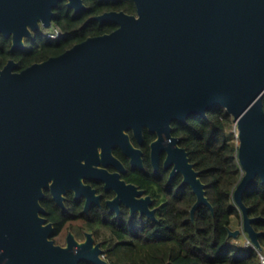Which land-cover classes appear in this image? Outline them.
<instances>
[{
	"label": "water",
	"instance_id": "1",
	"mask_svg": "<svg viewBox=\"0 0 264 264\" xmlns=\"http://www.w3.org/2000/svg\"><path fill=\"white\" fill-rule=\"evenodd\" d=\"M61 1L0 0V33L12 37L13 49L24 47L25 38L52 26ZM66 1L76 13L87 8L84 0ZM134 2L135 14L111 10L91 18L116 23L112 32L19 72L14 60L0 70V264H110L91 233L84 242L70 233L66 246L55 243L54 225L42 215L47 188L63 204L67 189L95 193L84 178L110 188L114 177L113 209L123 201L133 213L157 218L150 195L98 167L100 147L103 156L118 145L138 151L130 129L138 137L145 128L156 132L154 148L169 140L179 167L173 175L182 172L197 195L193 216L202 204L214 209L172 123L217 105L234 118L243 168L234 192L243 224L229 235L244 233L262 249L264 231L254 222L264 217L250 216L244 194L258 177L264 183V0Z\"/></svg>",
	"mask_w": 264,
	"mask_h": 264
},
{
	"label": "trees",
	"instance_id": "2",
	"mask_svg": "<svg viewBox=\"0 0 264 264\" xmlns=\"http://www.w3.org/2000/svg\"><path fill=\"white\" fill-rule=\"evenodd\" d=\"M85 3L88 8L77 13L65 0L58 4L52 27L43 28L28 38L26 48L12 54L20 61L21 69L57 56L90 36L112 32L118 26L111 21L91 20L93 16L111 10L137 12L134 0H85ZM55 29L60 30V36L52 38L49 33ZM173 127L174 134L181 137V144L200 171L214 209L202 204L193 216L197 195L189 184L181 183V176L167 183L166 177L140 173L138 179H132L153 195L157 218L130 214L126 208L116 215L107 207L84 217L81 206L75 203L76 217H72L55 203L45 202L50 219L59 229L68 220L81 217L90 230L97 232L101 226L106 227L110 236L104 239V247L110 264H263L264 234L262 249L232 242L229 235L233 218L243 224L242 210L234 197L243 168L233 116L217 105L210 108L207 115L194 114L185 122L174 121ZM244 202L250 207V216L264 217V183L259 177L245 192ZM254 227L264 231V218L254 222ZM80 264L94 263L83 261Z\"/></svg>",
	"mask_w": 264,
	"mask_h": 264
},
{
	"label": "flooded vegetation",
	"instance_id": "3",
	"mask_svg": "<svg viewBox=\"0 0 264 264\" xmlns=\"http://www.w3.org/2000/svg\"><path fill=\"white\" fill-rule=\"evenodd\" d=\"M52 25H53V21H52ZM43 28L45 27H42L41 30ZM37 33H34L32 37H34ZM28 38L31 37L25 38L24 47H17L16 49H13L12 37H7L4 34L0 33V70H3L10 63L11 60H14L17 63V65L13 68L15 72H19L25 69V68L22 69L20 68V61L15 57H12V54H15L16 51H18L19 49L26 48ZM128 133L130 135L131 143L133 144L134 148L138 151H132V153L129 154L121 146L118 145L112 149V155L103 156L101 154L102 148L100 147L99 148L100 158H103L104 161L100 162L98 167L107 169L108 172H110L111 174L119 173L120 180H124L126 184H134L138 186L140 190H144V194L142 196L150 195L153 199V202L150 205V207L152 209H156V207H154L153 195L148 193L146 188L142 187L137 181L133 179H138V174L142 173L144 175L152 176V177H157V176L166 177L167 183H172L181 176L182 178L181 183L186 184L184 183V175L182 172H177L173 175L174 168H179V167H176V161H174L172 155L170 154V149H168V146H170L169 148L172 147L168 139L164 140L162 144L159 146V148H154L153 143L158 139V134L156 132H151L149 129L145 128L143 132V137L136 136L132 129L128 130ZM172 134L173 136L179 137L174 134V127ZM179 138H180V142L178 146L185 147L181 144V137ZM83 162H85V160ZM194 167L196 168L195 164ZM83 181L84 184L90 185L92 189L95 190V193L92 194L87 189H83V190L81 189L82 193L80 192L79 196H77V191L75 189H67L65 192L62 193L63 204L55 198L51 188L45 189L44 198L41 200V203L45 208V213L42 215L47 218V223L50 222L54 225L55 231L52 235V239L55 241L56 244H59L57 243V237L63 234L66 230L68 232L66 236V243L65 245L62 246H66L68 244V236L70 233L74 234L76 239L80 242H84L87 239V234L91 233L93 235L95 244L100 243V246L103 249L102 257L108 260L105 253L106 249L104 247V239L110 236V234L105 236L103 239L100 240L97 239L99 233L102 230H106L110 233V231L106 227L101 226L100 230L95 232L94 230H90L87 227H85L84 224L85 219L81 217V218H72L68 220V222L59 229L57 228L55 222L50 219L49 216L50 210L48 209L45 202L55 203L56 205L61 207L62 210L69 211L70 216L72 217H76V212H74L73 209V203L78 204L79 207L81 206L82 213L85 214L84 217L90 215L91 212H93L98 208H105V207H107L110 212H113L116 215H119L122 212L123 208L128 209L130 214L140 213V211H136L135 213H133L131 207H129L123 201H121L118 204V210L113 209L111 205H109L108 201L115 199L116 196L118 195L115 189L116 188L115 186L117 185H116V180H114V177H110L109 184L112 186L110 188L106 186L107 181L101 179L84 178ZM131 190H132L131 188L129 190H126L127 192L126 194L130 197L133 194ZM136 198H141V196L136 195ZM79 233H81L82 235L80 236Z\"/></svg>",
	"mask_w": 264,
	"mask_h": 264
},
{
	"label": "rangeland",
	"instance_id": "4",
	"mask_svg": "<svg viewBox=\"0 0 264 264\" xmlns=\"http://www.w3.org/2000/svg\"><path fill=\"white\" fill-rule=\"evenodd\" d=\"M47 31V30H46ZM242 227V224L238 221V219L237 218H233V221H232V228L233 229H235V228H241ZM67 230L63 233V234H61V235H59L58 237H57V243H59V244H61V245H65V243H66V236H67ZM110 233L108 232V231H106V230H102L100 233H99V235H98V237H97V239H103L105 236H107V235H109ZM249 239V237L246 235V234H244V233H242V234H240L238 237H232V242H239V243H241V244H243V245H246V241Z\"/></svg>",
	"mask_w": 264,
	"mask_h": 264
},
{
	"label": "built area",
	"instance_id": "5",
	"mask_svg": "<svg viewBox=\"0 0 264 264\" xmlns=\"http://www.w3.org/2000/svg\"><path fill=\"white\" fill-rule=\"evenodd\" d=\"M60 35V30L59 29H55L54 31L49 33V36L52 38H57ZM245 246H255L256 248H258L256 245L253 244V242L251 241V239L249 238L246 242ZM259 249V248H258ZM261 258H262V263L264 264V253L261 254Z\"/></svg>",
	"mask_w": 264,
	"mask_h": 264
},
{
	"label": "crops",
	"instance_id": "6",
	"mask_svg": "<svg viewBox=\"0 0 264 264\" xmlns=\"http://www.w3.org/2000/svg\"><path fill=\"white\" fill-rule=\"evenodd\" d=\"M235 229H237V228H235Z\"/></svg>",
	"mask_w": 264,
	"mask_h": 264
}]
</instances>
